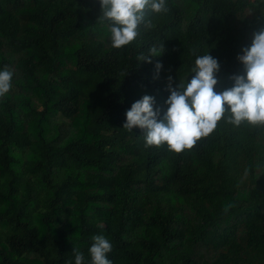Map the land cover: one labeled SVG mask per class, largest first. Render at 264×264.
Listing matches in <instances>:
<instances>
[{"label":"trees","instance_id":"16d2710c","mask_svg":"<svg viewBox=\"0 0 264 264\" xmlns=\"http://www.w3.org/2000/svg\"><path fill=\"white\" fill-rule=\"evenodd\" d=\"M166 6L117 49L99 0H0V70L13 73L0 97V264H75V251L91 264L95 235L111 264H264V127L226 112L180 153L123 127L144 95L162 117L168 78L186 85L198 56L217 59L216 92L232 87L264 0Z\"/></svg>","mask_w":264,"mask_h":264},{"label":"clouds","instance_id":"9594fccd","mask_svg":"<svg viewBox=\"0 0 264 264\" xmlns=\"http://www.w3.org/2000/svg\"><path fill=\"white\" fill-rule=\"evenodd\" d=\"M99 3L101 19L112 22L110 39L112 47L117 49L136 39L141 24L151 27L150 21L145 22L146 9L154 13L168 11L166 0H99ZM241 52L237 60L242 63L244 74L230 77L234 81L232 87L216 92L215 74L220 65L209 54L198 56L190 69L195 75L186 85L173 88L172 78H168L170 95L165 101L168 107L162 117L160 110L153 108L154 98L144 95L127 110L123 127L129 131L134 126L139 127L145 133L146 146L166 144L176 153L192 149L198 140L210 135L226 112L230 113L228 122L234 126L247 123L264 127V29L254 32L250 46L242 48ZM139 59L147 60V57ZM160 67L157 63V70ZM12 77L13 73L7 68L0 70V97L10 91ZM92 240L88 249L91 264H111L106 255L112 251L111 242L103 235H95ZM74 255L75 264H83L84 254L75 251Z\"/></svg>","mask_w":264,"mask_h":264}]
</instances>
